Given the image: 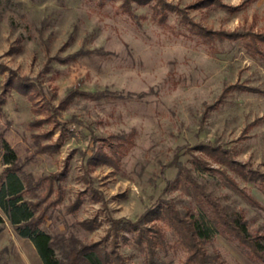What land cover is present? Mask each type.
Masks as SVG:
<instances>
[{"label":"rangeland","instance_id":"rangeland-1","mask_svg":"<svg viewBox=\"0 0 264 264\" xmlns=\"http://www.w3.org/2000/svg\"><path fill=\"white\" fill-rule=\"evenodd\" d=\"M163 1L213 30L264 33V0L198 8L189 6L201 0ZM156 2L0 0V137L17 154L19 179L41 182L24 198H41V179L64 172L58 201L38 208L40 229L64 244L72 237L109 249L110 219L136 221L167 201L213 226L205 247L223 264H264V252L257 256L221 230L184 177L187 171L226 212L241 210L251 234L264 235V193L206 157L212 170L193 163L204 157L195 147L210 144L229 149L246 171L264 173V57L251 56L243 39L203 43L175 10L159 23ZM99 149L110 165L87 163ZM5 167L0 161L3 178ZM0 216V264H42L1 208ZM154 223L164 234L161 264H189L172 227L164 218ZM116 249L126 264H144L132 232L120 233Z\"/></svg>","mask_w":264,"mask_h":264},{"label":"trees","instance_id":"trees-1","mask_svg":"<svg viewBox=\"0 0 264 264\" xmlns=\"http://www.w3.org/2000/svg\"><path fill=\"white\" fill-rule=\"evenodd\" d=\"M138 3H148L151 0H134ZM218 0H201L189 7L198 8L201 6H210L218 3ZM223 5V4H219ZM127 6V8H125ZM225 6V5H223ZM154 10V17H157L159 23L166 20L167 9L175 10L180 15V21L185 26L191 36L197 37L203 43L211 45L214 41L222 42L225 39L235 40L243 39L244 46L251 56H262L264 54L259 47L264 44V33L260 31H226L213 30L210 27L203 26L192 21L185 10L175 8L168 5L163 0H157ZM125 11L129 13L130 5H124ZM236 7H230L235 9ZM24 92L23 89H19ZM53 147L56 145H52ZM50 145H45L40 152L49 150ZM195 149L204 157H194L193 163L203 170H212L207 160L225 166L228 170L235 173L242 180L252 181L264 193V173H258L248 169H244L243 164L233 159V154L229 149H223L220 146L210 144H199ZM111 154H115V150H110ZM0 161L6 165L3 169V175L0 176V208L7 216L14 231L17 235L27 238L34 246L42 264H126L125 258L117 252V238L121 232H132L135 244L144 252V264H161L158 256L157 247L163 243L164 234L161 228L154 222L159 218H164L172 227L181 246L186 251V262L189 264H223L219 253L208 252L205 244L211 240L214 229L208 222L201 217L194 215L182 214L171 202H163L155 205L153 208L145 211L136 221H130L123 218H114L109 220L108 234L111 236L110 248L101 242L82 243L79 240L69 237L67 243H63L62 239H56L49 233L40 229L42 219L41 213H38L40 204L46 202L45 207L54 204L60 196L59 182L64 176V172L54 173L44 176L46 181L44 195L35 200H27L24 195L33 192L41 182L32 183L31 177L24 180L19 179L17 172L21 171V166L17 163V154L9 143L0 137ZM90 165L108 164L110 165V156L102 152L100 149L87 159ZM220 173L232 184L237 187L236 183L221 170ZM191 187L197 194H200L204 200L210 205L211 211L215 215L214 222L217 223L221 230L228 235H232L239 242L245 244L254 254L261 257L264 252V235H253L247 228V222L241 210L226 212L220 207L211 196L204 192L194 178L187 172H184ZM56 188L54 189V185ZM57 196L48 203L46 200L50 198L54 192ZM250 199V198H249ZM0 223L2 218L0 216Z\"/></svg>","mask_w":264,"mask_h":264}]
</instances>
